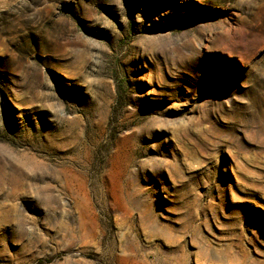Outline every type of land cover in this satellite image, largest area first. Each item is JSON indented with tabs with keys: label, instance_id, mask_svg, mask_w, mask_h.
Segmentation results:
<instances>
[{
	"label": "rangeland",
	"instance_id": "374dc122",
	"mask_svg": "<svg viewBox=\"0 0 264 264\" xmlns=\"http://www.w3.org/2000/svg\"><path fill=\"white\" fill-rule=\"evenodd\" d=\"M0 264H264V0H0Z\"/></svg>",
	"mask_w": 264,
	"mask_h": 264
}]
</instances>
